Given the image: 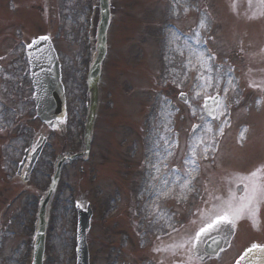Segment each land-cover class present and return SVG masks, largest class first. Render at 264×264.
I'll list each match as a JSON object with an SVG mask.
<instances>
[{
	"label": "rangeland",
	"instance_id": "1",
	"mask_svg": "<svg viewBox=\"0 0 264 264\" xmlns=\"http://www.w3.org/2000/svg\"><path fill=\"white\" fill-rule=\"evenodd\" d=\"M20 3L22 17L9 20V35L0 18V234L15 231L18 236L20 230L31 235L56 157L83 149L91 61L85 39L89 0ZM6 4L0 0V14ZM113 6L91 158L63 168L51 207L45 264H75V199L94 209L88 237L91 264H147L152 255L149 222L157 232L163 222H170V230L180 227L182 235L189 236L198 228L193 212L209 209L214 196L221 194L226 202L232 191L243 193L248 179L256 184L263 176L264 182V105L259 89L264 53L257 56L262 39L255 33L260 23L235 13L251 12L247 1L113 0ZM39 35L52 38L64 65L68 117L58 130L35 118L31 82L26 78L24 85L20 77L21 70H27L21 40ZM193 52H202L204 61ZM181 92L187 95L186 103L179 99ZM215 95L221 102L215 119H209L203 106ZM42 135L48 144L29 178H14L23 150ZM218 143L221 150L215 158L212 151ZM207 145L208 161L200 163L204 174L189 201L184 198L190 190L185 179L195 172ZM186 158L195 163L186 164ZM260 163L263 172L256 169L254 175L230 172L248 171ZM238 182L243 183L235 187ZM260 201L259 210L238 225L231 248L222 253L231 261L212 264H232L246 248L264 244ZM2 264H15V258Z\"/></svg>",
	"mask_w": 264,
	"mask_h": 264
},
{
	"label": "water",
	"instance_id": "2",
	"mask_svg": "<svg viewBox=\"0 0 264 264\" xmlns=\"http://www.w3.org/2000/svg\"><path fill=\"white\" fill-rule=\"evenodd\" d=\"M111 1L100 0V20L97 30V55L92 63L89 76L88 86L92 92V113L89 122V131L91 129L93 116L98 102V84L101 76V67L104 57L107 53V31L111 21ZM35 47V46H34ZM45 57L55 58L53 50L44 49ZM53 60V59H52ZM51 63V60H50ZM37 66L34 65V71ZM51 70L54 73L53 79L49 82L46 77L40 73L34 75V83L36 87V101L38 104L39 115L45 121H51L58 116H62V107L64 104V93L60 81V71L58 63L53 60ZM42 72V70H40ZM62 162L58 164L57 172L52 181L49 196L42 200L40 207L39 222L37 224L35 257L33 264H43L44 244L46 232V213L49 198L57 184L59 172ZM90 226V213L83 214L80 221V229L78 235V264H88V249L86 244V231ZM246 258L240 260V264H264V247H260L251 252L246 251ZM244 254V255H245ZM243 255V256H244Z\"/></svg>",
	"mask_w": 264,
	"mask_h": 264
},
{
	"label": "snow or ice",
	"instance_id": "3",
	"mask_svg": "<svg viewBox=\"0 0 264 264\" xmlns=\"http://www.w3.org/2000/svg\"><path fill=\"white\" fill-rule=\"evenodd\" d=\"M197 35H199V34H197ZM49 39H50V38L47 37V36L41 37L40 40L33 41L32 44H29V45H28V48H29V49H32L34 46L39 45V43H40L41 40H43V41H47V40H49ZM193 54H194V55H197L198 59H200L201 61H204V55H203L202 52H201V53L193 52ZM209 58H210V57H209ZM180 95H181V98L183 99V98H184V93L181 92ZM205 107H209V105L206 104ZM210 148H211V145H207V146L205 147V156H204L205 159L208 158V157H207V152H208V150H209ZM185 163H186V164H189V165H192V164H194L195 162H194V160H192V159L186 158V159H185ZM192 170H195V169H192ZM187 183H188V180L185 179V184H187ZM245 187H247V186H245ZM225 222H227L228 224H231V223H232V222L229 220L228 216H226V215H225V216H219V217H217V219H216V221L214 222V224H213V223H209L206 227H202V228H200V230H199L198 232H196L194 236H192V238H191V240H190V243H191L194 247L197 246V245H199L200 243H203V240H204V239H207V237H208L209 235H213V234L219 232V231H220V226H221L222 224H224ZM210 229H211V231H209ZM258 248H260L259 245H255V244H253L252 247L249 248L247 251H248V252H251V251L256 250V249H258ZM245 258H246V254H245L244 256H241L240 260H243V259H245ZM240 260L237 261V264H240Z\"/></svg>",
	"mask_w": 264,
	"mask_h": 264
}]
</instances>
